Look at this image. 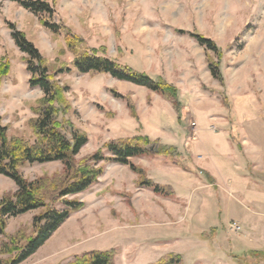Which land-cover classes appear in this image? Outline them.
<instances>
[{"label": "rangeland", "instance_id": "1", "mask_svg": "<svg viewBox=\"0 0 264 264\" xmlns=\"http://www.w3.org/2000/svg\"><path fill=\"white\" fill-rule=\"evenodd\" d=\"M42 1L54 8L53 21L83 39L90 51L173 86L179 106L110 75L79 73L64 35L51 33L41 17L18 4L0 0V61L9 64L0 82V116L8 136L34 140V109L44 97L29 85L14 25L53 72L72 68L55 82L67 88L59 115L65 132L72 125L89 139L75 159L78 166L111 142L143 138L150 150L131 160L141 176L113 162L97 165V182L69 198L83 208L22 264H68L96 251L111 253L115 264H157L171 256L181 264H264V234L227 223V213L221 220L218 200L209 196V181L196 166L210 116L218 126L209 129L219 132L221 117L234 109L264 114V0ZM192 33L212 40L221 54L200 45ZM208 59L219 64L223 83L212 76ZM63 169L55 162L25 166L22 173L35 181ZM142 179L165 187L169 195L140 186ZM16 191L14 182L0 175V198ZM40 213L8 219L0 243L16 234L32 236L33 218ZM11 256L0 254V264H9Z\"/></svg>", "mask_w": 264, "mask_h": 264}, {"label": "trees", "instance_id": "2", "mask_svg": "<svg viewBox=\"0 0 264 264\" xmlns=\"http://www.w3.org/2000/svg\"><path fill=\"white\" fill-rule=\"evenodd\" d=\"M9 1L41 17L42 25L51 33L65 36L67 48L74 55L73 68L79 73L110 75L119 81L145 87L168 97L175 106H179L177 90L173 86L163 81H155L146 74L136 73L109 58L90 51L83 39L65 26L53 21L56 12L48 2L42 0ZM10 28L13 30L16 46L26 55L25 63L27 72L30 74V87L38 88L44 94L43 99L34 109L36 119L32 123L33 141L21 137L10 138L8 128L2 124L0 116V175L12 180L17 187L13 195L0 198V236L5 237L8 219L41 211L33 218L34 233L32 236L24 238L23 235L16 234L6 237L0 243V254L12 255L9 264H22L35 255L73 213L83 208L81 202L69 198L86 192L97 182L101 173L96 169L97 165L105 161L113 162L128 166L141 176V171L134 166L131 160L149 155L150 150L146 146L147 141L143 138L119 143L111 142L104 146L103 151L97 152L86 163L78 166L75 159L88 144L89 139L72 125L69 126V133L65 132L59 115L62 106L66 107L64 94L67 88L55 82L58 74L71 72L72 68L64 66L53 72L38 48L14 25H10ZM190 36L207 50L216 55L221 54L220 49L212 40L195 33ZM4 60L0 61V82L9 73V64ZM208 66L212 76L223 83L219 64L208 59ZM55 162L64 166L63 172L57 176L29 181L22 173V168L25 166ZM140 186L151 188L156 194L169 195L165 187L150 180L142 179ZM58 203L62 204L61 208L56 207ZM68 264L115 263L111 253L96 251L75 257ZM157 264H181V259L173 256L166 257Z\"/></svg>", "mask_w": 264, "mask_h": 264}, {"label": "crops", "instance_id": "3", "mask_svg": "<svg viewBox=\"0 0 264 264\" xmlns=\"http://www.w3.org/2000/svg\"><path fill=\"white\" fill-rule=\"evenodd\" d=\"M241 110L234 109L221 117L224 123H219V132L211 131L213 126L217 128L218 121L210 116L204 153L198 154L201 159L198 157L196 166L209 181V196L218 200L216 214L221 220L224 217L225 221L227 213L230 215L227 223L234 221L251 235L260 231L257 235L261 236L264 234V114ZM198 137L199 129L194 140Z\"/></svg>", "mask_w": 264, "mask_h": 264}, {"label": "built area", "instance_id": "4", "mask_svg": "<svg viewBox=\"0 0 264 264\" xmlns=\"http://www.w3.org/2000/svg\"><path fill=\"white\" fill-rule=\"evenodd\" d=\"M239 229V228H238Z\"/></svg>", "mask_w": 264, "mask_h": 264}]
</instances>
